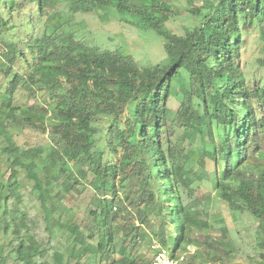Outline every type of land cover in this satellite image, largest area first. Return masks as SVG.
Segmentation results:
<instances>
[{
    "label": "trees",
    "instance_id": "trees-1",
    "mask_svg": "<svg viewBox=\"0 0 264 264\" xmlns=\"http://www.w3.org/2000/svg\"><path fill=\"white\" fill-rule=\"evenodd\" d=\"M130 1L0 0V168L8 175L0 184V264H50L20 209L26 180L49 240L61 241L53 264H154L155 242L174 259L186 255L184 264H228L229 231L224 224L214 236L194 188L208 162L217 195L258 222L264 257V167L255 161L264 155V82L249 80L238 60L244 33L264 21V0H206L209 13L188 36L165 29L176 14L167 3ZM62 2L69 15L73 2L83 12L115 6L121 20L164 37L168 63L142 67L120 49L86 45L72 18L59 24ZM21 88L33 105L16 103ZM25 131L42 132L47 143L20 146ZM194 135L203 146L193 151ZM86 187L92 196L82 209L75 205Z\"/></svg>",
    "mask_w": 264,
    "mask_h": 264
},
{
    "label": "rangeland",
    "instance_id": "rangeland-1",
    "mask_svg": "<svg viewBox=\"0 0 264 264\" xmlns=\"http://www.w3.org/2000/svg\"><path fill=\"white\" fill-rule=\"evenodd\" d=\"M160 1L170 5L174 12H176V14H173L165 23V29L179 36L190 35L189 31L201 25L209 13V10L205 8V4H207L206 0ZM130 4L137 7L142 6L141 2L138 0H131ZM63 5L64 2H62V8L59 9V16L62 18L59 24L64 21L67 22L72 18V27L76 32L77 38L83 40L86 45L97 47L104 51H116L120 49L130 54L135 62L142 67L164 66L168 63L169 59L164 48V44L166 43L164 37L152 28H144L142 26L141 28L140 26L135 27L121 20L115 6H107L104 9H99L97 12H83L79 10L77 4L73 2L74 12L69 15V10L65 9ZM0 12H3L1 7ZM128 19H130V17ZM243 42L240 50V58L238 59L240 66L244 69V73L249 80H253L255 77L256 79H263L264 82V62H262L264 58V21L260 26L253 25L251 29L245 32ZM15 70L23 71L22 66L19 64L16 66ZM186 75L187 74L184 73L183 76L174 83L176 91H178L179 87L187 80ZM1 78L0 72V84L2 83ZM35 101L36 100L32 98L24 88H21L16 95L17 104L33 105ZM170 106L176 111L178 108L177 98L171 99ZM109 126V118L105 117L100 121L99 144L105 143ZM214 135L215 140L218 141L219 138L215 133ZM45 137L46 136H44L42 132L25 131L16 139L20 146L28 148L35 144H46L47 141ZM190 142L191 141H189L187 147H192L193 151L196 147L201 149L203 146L202 139L199 135H194L192 137V142ZM196 160V158L190 157L188 166L192 171L197 172L199 167ZM255 161L259 166L264 167V155L257 156ZM213 171L212 163L208 162L207 172H205L206 175H203L204 180L196 181L194 188L196 189L197 197L201 201V209L207 213L205 219L216 228L214 236L220 235L221 232L218 229L224 224L229 231L230 240L233 243L235 253L228 264H254L253 260H264L262 251L257 246L256 229L258 222L246 213L232 211L229 205L217 195L212 181L214 177ZM207 173L209 174V178H207ZM1 177H4L6 180L8 175L4 176L0 168V184L5 181ZM91 196V189L86 187L83 191V196L78 200L75 206L84 209L90 204ZM187 202H189L188 199L186 200V203ZM11 208L10 206L7 207L9 211ZM20 209L27 214L26 223L28 224L29 231L35 234L39 241L45 243L44 247H46L47 253L44 256V260L53 264L51 252L60 246L61 241L54 238L51 241L49 240L40 203L32 195L31 183L28 180H26V186L22 190ZM3 211V209H0V214H3ZM11 212L12 211L9 213ZM82 215V211L79 212L80 219ZM156 244L158 243L155 242L153 245ZM194 249L195 247L192 246V251ZM143 250H145L143 252H147L149 259L153 261L154 250L151 252L150 249L149 251L146 250V248ZM8 251H12V248ZM115 257L118 258L117 255ZM74 263L75 262H71V264ZM8 264H17L14 262V257L10 258Z\"/></svg>",
    "mask_w": 264,
    "mask_h": 264
},
{
    "label": "built area",
    "instance_id": "built-area-1",
    "mask_svg": "<svg viewBox=\"0 0 264 264\" xmlns=\"http://www.w3.org/2000/svg\"><path fill=\"white\" fill-rule=\"evenodd\" d=\"M153 249L156 252L154 264H184L185 262L186 255L174 259L171 257L169 251L160 246V244L153 245ZM188 249L192 251V247H189ZM192 252H194V250Z\"/></svg>",
    "mask_w": 264,
    "mask_h": 264
}]
</instances>
